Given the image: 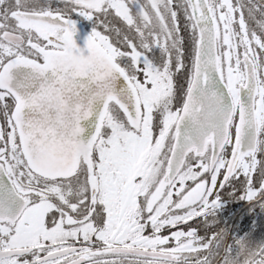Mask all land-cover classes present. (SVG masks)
Instances as JSON below:
<instances>
[{
  "label": "snow or ice",
  "instance_id": "obj_1",
  "mask_svg": "<svg viewBox=\"0 0 264 264\" xmlns=\"http://www.w3.org/2000/svg\"><path fill=\"white\" fill-rule=\"evenodd\" d=\"M0 264H264V0H0Z\"/></svg>",
  "mask_w": 264,
  "mask_h": 264
},
{
  "label": "flooded vegetation",
  "instance_id": "obj_2",
  "mask_svg": "<svg viewBox=\"0 0 264 264\" xmlns=\"http://www.w3.org/2000/svg\"><path fill=\"white\" fill-rule=\"evenodd\" d=\"M242 204L243 202H235V203L230 204L228 207L229 209L234 210V211H242L243 210Z\"/></svg>",
  "mask_w": 264,
  "mask_h": 264
}]
</instances>
